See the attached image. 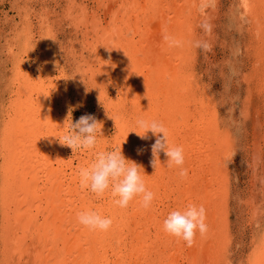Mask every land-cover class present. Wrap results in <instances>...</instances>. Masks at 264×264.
<instances>
[{
    "label": "bare ground",
    "instance_id": "obj_1",
    "mask_svg": "<svg viewBox=\"0 0 264 264\" xmlns=\"http://www.w3.org/2000/svg\"><path fill=\"white\" fill-rule=\"evenodd\" d=\"M216 1L94 0L90 6L89 2L70 0L67 7L65 4L67 18L70 17L76 37L79 38L78 32L82 35L73 44L74 62L82 58L87 69L83 70L84 63L77 61L68 76L62 71L53 80L52 58L40 74L37 87L33 64L14 56V79L20 80L18 93L24 96L16 100L10 95L9 105L0 116V264H220L217 256L225 248L229 206L225 200L228 173L221 164L233 146L228 134L221 131L216 104L212 103V107L209 96L199 93L192 65L187 64L199 13L204 14ZM243 1L247 10L256 11L254 2ZM47 16L42 14L37 26L39 35L45 38H40L45 40L38 46L41 52H45L42 49L47 41L53 40L48 35ZM29 17L25 21L32 25ZM165 35L178 44L170 47ZM26 40L22 49L33 54V41ZM82 50L88 55H82ZM43 76L48 78L47 85L42 83ZM87 83L91 86L87 87ZM67 86L82 101L87 96L99 100L97 112L93 113L100 123L93 149L74 152L61 143H66L69 135V126L65 125L71 107ZM138 117L165 126L170 144L183 149L186 176H180L176 167L164 164L167 157L163 151L155 170L151 146L156 136L149 132L147 139H141L130 133L137 130L134 122ZM118 148H122L126 158L143 167L146 187L154 193L150 207H143L135 198L122 209L114 204L110 192L97 197L82 187L78 170L89 166L97 152ZM189 204L204 207L208 226L203 236L196 234L191 247L163 229L170 211L182 210ZM86 210L110 217L111 227L99 231L80 225L77 215ZM260 229L258 233H262L254 240V248L251 246L255 251L250 264H264V230Z\"/></svg>",
    "mask_w": 264,
    "mask_h": 264
},
{
    "label": "rangeland",
    "instance_id": "obj_2",
    "mask_svg": "<svg viewBox=\"0 0 264 264\" xmlns=\"http://www.w3.org/2000/svg\"><path fill=\"white\" fill-rule=\"evenodd\" d=\"M69 1L70 0H0V58L2 59H0V116L3 108L9 105L10 95L16 100L21 97L20 95L24 96V94L21 93L19 95L18 93L19 87L21 86L20 80L18 82L14 79V73L16 72L13 62L14 56L17 55L22 60L27 61L28 64H33L34 77L35 79L37 78V87L40 74L47 64L49 66V62L52 58L53 60L55 58V60H52L50 64L53 65L54 74L56 75L53 74V80H55L57 75L62 73V71H64L63 74H65V76H68L70 72L75 70V67L78 65L77 61H79V63L81 62V64L84 63V65L81 66L83 70L87 69L86 62L82 58H79L80 55H78V52L77 58L79 59H76V63L74 62L75 52L73 50V44L75 40H81L82 35L78 32L79 38L78 36L76 37V31L71 26L72 22L69 19L70 17L67 18L66 7ZM78 1L89 2L90 6H93L92 1L94 0ZM251 1L254 2V6L256 7V11L254 12L247 10L243 0H218L207 8V11L204 12L205 15L200 12L198 16L199 19L197 18L198 24L196 23L198 29L197 34L192 39L193 44L189 53L190 60L188 62L184 60V62H187L190 66L192 65L191 70L195 71H193V73H195L196 85L199 86V93L202 91V95L204 94L203 96L206 95V98L209 96L212 107L213 104H216L214 107L217 113V120L221 126V131H223V134H228L230 146H233L230 147L231 152L228 158H226V160L224 159L221 164L224 165L222 167H224L228 173V186H226L227 188L225 187V200L227 202L226 204L229 206H227L228 210H226L228 214L226 215L225 230L230 240L226 236L225 242L223 241V247L225 248L220 255L217 256V258L220 259H217V261H220L218 262L220 264H250V259L255 251V249H251V246L253 245L252 247L254 248V240L257 237L259 238V234L262 233H258L260 227V231L264 230L262 229L264 227V156L262 157V154H264V83H261L264 82V60H262L264 59V23H262L264 22V14H261L264 13V0ZM55 9L59 10L56 11ZM26 11L30 12L27 13ZM47 12L48 14H46ZM245 13L248 14L246 15ZM42 14L43 17L48 15L47 17L50 22V27H48V32L50 31V34L48 33V35L50 38H53V40L50 39V42L47 41L48 44L42 49L45 50L46 54L45 52H41V49L38 47L41 45L42 41H45H40V38H45L39 35L37 27L41 22L39 19ZM44 14L46 15L44 16ZM202 14L204 16H201ZM252 15L255 16L253 17ZM28 16H30V21L32 19V25H29L31 23L27 24L25 21V18H28ZM254 21H256V24ZM33 27L34 32H32ZM18 34H20V38ZM25 34L28 35L25 36ZM155 34H159V31H156ZM254 37L256 39H254ZM25 40L29 43L33 41L32 45L34 44L35 49L33 50V54L25 52V49H22V42ZM47 47L49 49H47ZM247 47L249 50H247ZM11 49L13 50L11 51ZM84 50H82V55H88V52ZM258 55L261 56L259 57ZM37 75L39 76L37 77ZM47 80L48 78L43 76L42 83L47 85ZM200 80H202V82ZM90 82L92 81L90 80ZM86 86L90 87L91 85L87 83ZM67 87L68 89L70 88L67 97L68 104L74 109L72 112L73 122L87 113L95 117L94 114L97 112L96 109L99 100H97L96 97L94 98L91 96L92 98H90V96H87L83 98L82 101L81 97H76V95H74L75 91L71 89V86ZM2 90H4V92ZM203 91L206 92L203 93ZM223 91H225V93ZM109 93H111V91H109ZM208 93H210L212 98ZM241 108L243 111H241ZM242 114L244 116H242ZM245 115L247 117H245ZM1 127L2 124H0V128ZM239 132H241V134ZM235 135H237V137ZM0 160L2 161V158H0ZM254 170L257 173H255ZM253 172L255 174H253ZM260 177H262L261 181ZM257 211L260 213H257ZM224 244L228 245V249L231 250H227L229 253L226 252L227 246ZM227 254L231 255L232 258L230 256L228 257Z\"/></svg>",
    "mask_w": 264,
    "mask_h": 264
},
{
    "label": "clouds",
    "instance_id": "obj_3",
    "mask_svg": "<svg viewBox=\"0 0 264 264\" xmlns=\"http://www.w3.org/2000/svg\"><path fill=\"white\" fill-rule=\"evenodd\" d=\"M164 40L170 47L178 44V41L168 35L164 36ZM73 110L72 107L69 108L65 121V125L69 126V135L65 137L67 142H61L59 138L60 142L70 146L74 152L77 149H93L97 144L100 123L91 114L82 115L73 122ZM134 123L137 130L130 133H136L141 139H147L149 132L156 136L155 143L151 146L152 165L155 170L161 163L159 154L163 151L167 157L164 164L170 168L176 167L180 176H186L183 149L170 144L165 126L159 121L143 117H138ZM78 174L82 187L97 197L110 192L115 198L114 204L122 209L127 208L135 198H139L142 206L148 208L154 199V193L146 187L143 167L126 158L122 148L97 152L94 161L89 166L80 168ZM77 220L80 225L99 231H107L112 225L110 217L91 210L78 213ZM163 229L166 233L184 240L187 246L191 247L197 233L203 236L208 231L204 207L189 204L182 210L170 211L163 221Z\"/></svg>",
    "mask_w": 264,
    "mask_h": 264
}]
</instances>
